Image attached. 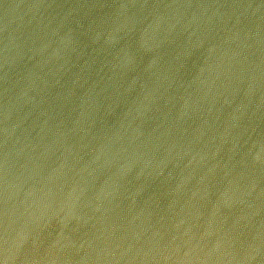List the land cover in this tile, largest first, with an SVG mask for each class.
I'll list each match as a JSON object with an SVG mask.
<instances>
[{
  "label": "water",
  "instance_id": "1",
  "mask_svg": "<svg viewBox=\"0 0 264 264\" xmlns=\"http://www.w3.org/2000/svg\"><path fill=\"white\" fill-rule=\"evenodd\" d=\"M0 264H264V0H0Z\"/></svg>",
  "mask_w": 264,
  "mask_h": 264
}]
</instances>
